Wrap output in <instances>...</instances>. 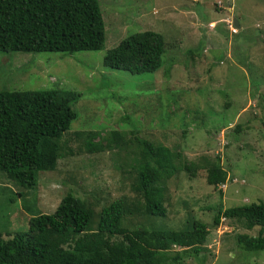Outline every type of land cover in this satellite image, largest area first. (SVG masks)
<instances>
[{
  "label": "rangeland",
  "instance_id": "obj_1",
  "mask_svg": "<svg viewBox=\"0 0 264 264\" xmlns=\"http://www.w3.org/2000/svg\"><path fill=\"white\" fill-rule=\"evenodd\" d=\"M98 1L102 49L0 53V90L55 88L78 95L69 104L75 119L59 139L63 156L53 171H38L32 188L0 172V238L24 232L29 218L51 214L70 193L92 212L89 232L100 210L117 200L124 207L120 225L128 230H188L195 220L204 223L208 234L197 255L172 245L159 257L163 264H264V250L247 253L235 244L236 235L255 236L257 228L223 218L212 226L219 209L264 203V0ZM145 30L164 37L157 70L130 75L102 66L106 50ZM111 130L124 133L128 145L86 151L87 138L99 142ZM134 136L169 148L176 162L205 168L218 160L224 184L206 185L203 169L194 176L177 169L160 184L166 216L135 212L141 197L130 184L141 151Z\"/></svg>",
  "mask_w": 264,
  "mask_h": 264
},
{
  "label": "trees",
  "instance_id": "obj_2",
  "mask_svg": "<svg viewBox=\"0 0 264 264\" xmlns=\"http://www.w3.org/2000/svg\"><path fill=\"white\" fill-rule=\"evenodd\" d=\"M103 25L98 0H0V53L98 51L104 44ZM164 46V37L157 32H135L105 51L102 66L130 75L153 73ZM77 96L55 88L0 90V172L7 179L32 188L38 171L54 170L63 156L59 139L75 119L69 104ZM124 136L111 130L99 142L87 138L86 151L125 145L129 140ZM132 144L141 151L130 184L141 197L134 210L146 217L166 216L164 186L160 184L177 169L188 176L203 169L206 185L213 188L225 182L226 172L216 159L204 168L196 162H176L177 156L169 148L145 139L134 136ZM122 204L117 200L102 208L95 231L89 232L92 212L78 197L66 193L51 214L29 218L24 232L0 238V264H163L159 257L170 246L197 255L206 240L207 228L198 220L188 230H128L120 225ZM222 218L241 222L246 230L257 228L255 236L236 235V247L247 253L264 250V203L219 209L212 226ZM173 258L178 261L179 255Z\"/></svg>",
  "mask_w": 264,
  "mask_h": 264
},
{
  "label": "water",
  "instance_id": "obj_3",
  "mask_svg": "<svg viewBox=\"0 0 264 264\" xmlns=\"http://www.w3.org/2000/svg\"><path fill=\"white\" fill-rule=\"evenodd\" d=\"M232 23H233V25L235 26V27H238V25H237V23H236V21L233 19L232 20Z\"/></svg>",
  "mask_w": 264,
  "mask_h": 264
},
{
  "label": "clouds",
  "instance_id": "obj_4",
  "mask_svg": "<svg viewBox=\"0 0 264 264\" xmlns=\"http://www.w3.org/2000/svg\"><path fill=\"white\" fill-rule=\"evenodd\" d=\"M217 5L219 6V4L217 3ZM233 20V19H232ZM232 25H233V23H232Z\"/></svg>",
  "mask_w": 264,
  "mask_h": 264
}]
</instances>
